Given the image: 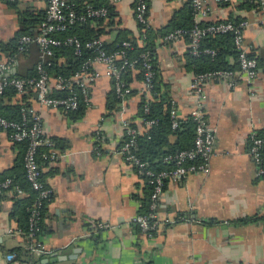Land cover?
Instances as JSON below:
<instances>
[{
    "label": "crops",
    "instance_id": "1",
    "mask_svg": "<svg viewBox=\"0 0 264 264\" xmlns=\"http://www.w3.org/2000/svg\"><path fill=\"white\" fill-rule=\"evenodd\" d=\"M112 7V14L73 27L71 33L86 38L101 37L110 50L121 40H135L139 46L141 28L134 18L135 0H88ZM80 9L85 3L78 2ZM148 23L154 47L158 84L168 94L181 119L194 105L190 83L196 73L187 56L184 38L166 40L162 35L186 22L188 5L184 0H147ZM206 16L200 22L244 19V46L258 61L257 76L249 80L236 60L229 79L208 80L203 89V109L216 137L208 174L192 173L179 181H166L158 212L165 221L152 236L131 223L144 212L149 188L133 166L124 161L119 147L125 120L140 133L148 131L138 115L143 82L139 69L130 70L127 80L132 94L108 110L112 99V79L106 67L94 62L91 70L99 74L88 83L89 101L82 112L45 107L35 91L26 89L0 100L1 106L20 104L38 113L45 134L53 141L56 157L40 158L41 174L52 190L47 204L41 241L48 254H30L32 260L11 261L15 248L25 250L28 241L21 232L26 225L22 198L14 192L0 196V264H264V176L248 154L252 132L264 134V22L261 7L245 0L218 4L207 2ZM46 9L45 0H0V44L8 45L21 32L36 35ZM27 26H21L23 16ZM107 48V49H108ZM15 57L8 77L25 78L33 74L42 58L37 45ZM53 62L64 65V56ZM56 77L49 76L54 87ZM175 137L169 143L175 144ZM23 145L0 132V177H17L23 171ZM107 227L97 228V223ZM56 258L42 263L43 259Z\"/></svg>",
    "mask_w": 264,
    "mask_h": 264
},
{
    "label": "built area",
    "instance_id": "2",
    "mask_svg": "<svg viewBox=\"0 0 264 264\" xmlns=\"http://www.w3.org/2000/svg\"><path fill=\"white\" fill-rule=\"evenodd\" d=\"M15 1V0H11ZM46 9L39 32L36 35L24 34L18 40V50L25 52L29 46H38L41 57L49 58L53 50L58 47H71L76 55L83 51H90L93 56L86 59L78 70L70 77H56L54 87L49 84V74L43 67L44 61L37 63V77L19 78L8 77L7 71L16 61L13 57L3 58L0 54V95L11 86L16 92L21 93L26 89H33L40 105L60 109L64 111L76 110L81 102L88 103V83L98 78L99 74L91 70L94 62L101 63L106 67V75L113 81V88L116 95L122 100L131 93L128 83L122 78L126 70L139 68L142 72L143 92L148 96L152 87L154 71L151 58L142 53L138 58H129L126 55L127 49L131 47L130 41H122L119 47L113 52H108L104 47V40L101 37H93L86 41H80L76 36L68 35L63 38L54 36L55 33L64 32L70 26L83 23L88 19L105 18L108 15L106 6H94L88 0H45ZM118 1V0H115ZM189 2L194 10L193 24L190 28H176L169 32L164 39L177 40L184 38L188 42V51L196 56L207 54L213 56L215 51L211 48L201 47V39L207 35H220L231 33L233 36L234 48L237 51V62L239 70L249 80L254 79L258 73V61L256 56L249 54L244 46L243 33L248 25L247 20L237 22L231 20H218L206 25L200 24L199 16H206L208 13L207 2L209 0H184ZM218 4L229 2V0H212ZM258 4L261 7V20L264 22V0H246ZM76 2H83L85 5L81 12L75 9ZM148 5L147 0H135L134 18L141 26V39L145 38V30L148 29ZM144 32V33H143ZM233 71L214 70L196 73L190 83L191 94L194 98V105L190 111L191 120L194 123V138L190 148L179 150L164 157V161L171 164L170 167L162 170H154L146 160L140 159L135 154L136 138L140 132L123 121V138L119 151L125 162L132 165L138 176L145 179L150 187L147 212L138 213L132 216L131 223L139 230L152 236L164 221L158 212L160 196L163 193L166 181H179L192 173L208 174L210 172V160L213 153V145L216 137L215 127L209 125L203 109L205 93L203 85L208 80L229 79ZM55 92H63L62 95ZM148 111V106L144 107ZM181 117L172 102L170 109V120L172 128L178 126ZM143 123L150 127L155 124V119L142 118ZM0 132H5L8 138L14 143H25L26 149L23 158L25 179L32 191L37 194L32 206L29 208L28 229L25 237L28 241L29 253L45 254L49 252L44 247L37 235L40 232L41 208L43 200L52 195V190L41 180V167L38 163L40 150L46 149L41 156L44 159L52 160L56 157L53 152V141L43 129L40 115L31 110L22 109L20 120H10L0 115ZM248 154L256 166V174L264 176V136L258 132H252L249 136ZM7 192H14L17 196H24L26 191L14 185L11 178L0 180V196ZM97 228H105L107 224L97 223ZM11 259V256H7ZM194 264H197L194 262Z\"/></svg>",
    "mask_w": 264,
    "mask_h": 264
},
{
    "label": "trees",
    "instance_id": "3",
    "mask_svg": "<svg viewBox=\"0 0 264 264\" xmlns=\"http://www.w3.org/2000/svg\"><path fill=\"white\" fill-rule=\"evenodd\" d=\"M11 1V0H10ZM14 2V1H12ZM246 3L248 4H254L250 3L245 0ZM78 2L75 3V9L77 12H81L83 8L80 9V7L77 5ZM188 5V15L186 18V22L181 24V25H176L173 27L171 30L165 32L162 37L165 38V36L171 32L172 30L176 28H190L193 24V18H194V10L192 6L189 4V2H186ZM94 6H106L108 8V16L112 14V7L106 4L102 3H96L92 4ZM94 19H103V18H94ZM92 20L88 19L83 23L75 24L73 26H70L67 30L64 32L60 33H55L54 36L63 38L68 35H73L76 36L80 41H86L89 40L93 37H98V36H92L89 38H86L85 36H78L70 32V30L73 29V27L80 26L85 24L87 21ZM226 20H231V21H239L241 19H226ZM19 22L22 27L27 26V21L23 16H20ZM215 21H207V22H200L202 25H206L209 23H213ZM139 26V25H138ZM142 28L141 26H139ZM144 33V32H143ZM151 28L149 27L148 29L145 30V38L142 39L144 44L142 46H139L135 40L131 39H126L127 41L131 42V47L127 49L126 55L129 58H138L140 54L146 53L148 56L151 58V64H152V69L155 73L153 81H152V87L149 89L148 96H145L144 92H141L140 96V102L138 104V115L139 117L146 118V119H155L156 122L152 126L149 127L148 131L140 133L137 135L136 138V149H135V154L142 160H146L150 167L154 170H162L165 168H168L171 166L170 163L164 161V157L167 156L168 154H173L179 150L187 149L192 146L193 143V138H194V123L191 120L190 114L184 118L180 119L178 126L176 128H172L171 126V120H170V109L172 107V99L171 97L167 94L161 93L159 89V84L157 83L158 81V71H157V66H156V60H155V54H154V47L152 44V37H151ZM28 34L21 32L19 33L8 45H3L0 44V50L3 52L7 53L8 55L14 54V53H22L18 50V40L20 36ZM30 35V34H29ZM142 33L140 34V36ZM125 41V40H122ZM121 40L115 45L113 49H108L106 48L105 42H104V47L108 52H113L119 47V44L122 42ZM201 47H207L211 48L215 51V54L213 56L207 55V54H199V55H192L187 53L188 59L190 63L196 68V73H201L205 71H214V70H229L233 71L235 68L234 65L230 64L229 57L232 56L236 60V64L238 66L237 62V51L234 48L233 44V36L231 33H226V34H220V35H210L207 34L201 39ZM30 47V46H29ZM26 52V51H25ZM64 56L66 59V63L64 65H58L57 62H53L52 58L54 56ZM93 56V54L90 51H83L82 54L76 55L74 53L73 48L71 47H58L53 50L52 55L49 57V60L43 63V67L47 71V73L50 75H53L55 77H64V78H70L76 70H78L81 66V64L88 58ZM13 57L14 56H9ZM37 66V64H36ZM239 68V66H238ZM139 69V68H136ZM140 70V69H139ZM130 70H126L122 73V78L128 83L127 77L129 74ZM195 73V74H196ZM140 76L143 79L142 72L140 70ZM32 77H37V70L35 68V71L33 74H31L28 77L25 78H32ZM113 83V81H112ZM129 84V83H128ZM16 90L9 86L7 87L4 92L0 95V100L4 97L7 96H13ZM55 94L62 95L63 92H55ZM131 93L128 95L130 96ZM122 101L121 98H119L113 88L112 91V99L108 101V110H112L116 108V105ZM84 102H81L79 107L76 110L73 111H68L70 114H76L82 112V106ZM148 106V111H144V107ZM22 109L26 108L24 106H21L20 104H15V105H9V106H1L0 107V115L10 119V120H20L21 115H22ZM132 126V125H131ZM259 135L264 136V134ZM174 136L175 137V144H170L169 143V137ZM23 145V155L21 158V169L23 170L21 174H19L17 177L11 176V175H5L0 177V180H3L4 178H11L14 182V185H18L25 191H28L26 196L21 199L23 202V214H24V221L26 225H24L21 228V232L25 235L28 229V218H29V208L32 206L33 201L36 199L37 194L35 191H32L29 187L28 182L25 179V172H24V167H23V158H24V153L26 149V144L25 143H18ZM40 154L38 155V163L41 164L40 158L42 157L41 154L46 152V149H41ZM49 159H45V161H48ZM41 180L44 182L41 174ZM45 183V182H44ZM149 188V193H150V187L147 184ZM52 200V195L50 198L47 200H43V206L41 208V223H40V232L38 233L37 237L39 240H41V234H42V223H43V217H44V211L47 206V204ZM148 202H149V194H148V201L146 203V206L144 207V212H147L148 208ZM12 253H9L8 256H11V261L18 260V259H26L31 261V255L29 249L21 250L20 248H15L14 250L11 251Z\"/></svg>",
    "mask_w": 264,
    "mask_h": 264
},
{
    "label": "water",
    "instance_id": "4",
    "mask_svg": "<svg viewBox=\"0 0 264 264\" xmlns=\"http://www.w3.org/2000/svg\"><path fill=\"white\" fill-rule=\"evenodd\" d=\"M55 260H56V258H46V259H43V260H42V263L53 262V261H55Z\"/></svg>",
    "mask_w": 264,
    "mask_h": 264
}]
</instances>
